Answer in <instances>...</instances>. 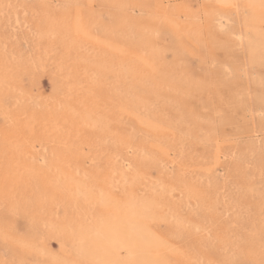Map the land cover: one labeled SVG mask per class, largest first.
<instances>
[{
  "label": "rangeland",
  "instance_id": "rangeland-1",
  "mask_svg": "<svg viewBox=\"0 0 264 264\" xmlns=\"http://www.w3.org/2000/svg\"><path fill=\"white\" fill-rule=\"evenodd\" d=\"M235 1L0 0V264H74L132 198L169 264H264V0Z\"/></svg>",
  "mask_w": 264,
  "mask_h": 264
},
{
  "label": "bare ground",
  "instance_id": "bare-ground-1",
  "mask_svg": "<svg viewBox=\"0 0 264 264\" xmlns=\"http://www.w3.org/2000/svg\"><path fill=\"white\" fill-rule=\"evenodd\" d=\"M219 1L229 2L232 0ZM219 23H222V21ZM220 26L222 27V25ZM251 34L253 35V32H251ZM257 38H259L261 42L258 40L256 42L253 39L251 43H249L252 51L255 49L260 51L264 49V35H262L261 38L260 36ZM257 53L258 52H252L249 57L253 64L260 63V60L264 58V51L260 56H258ZM256 102L259 105H264V86L259 89ZM76 190L78 194H88V190L82 184H80ZM99 200L100 203L104 204L108 201V197L106 198V196L102 195ZM124 205L116 209V212L112 214L108 213L105 217H102L101 220L93 224L87 232L84 231L85 234L81 233V237L78 240L80 242H76L78 245L75 243L77 259L74 261V264H87L90 258L103 264H169L168 260L161 252L162 249L160 250V248H158L163 246L164 243L161 242L162 240H160V237L155 233L156 231H154L148 223V220L156 215L155 199L132 198L126 201ZM84 229L86 230V228ZM76 235H78V232ZM78 238L79 237H77L76 240ZM160 244L162 245L160 246ZM64 261L68 260H63V262Z\"/></svg>",
  "mask_w": 264,
  "mask_h": 264
}]
</instances>
